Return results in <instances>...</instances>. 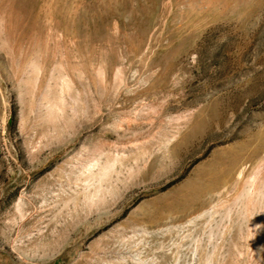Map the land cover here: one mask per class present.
<instances>
[{"label": "rangeland", "instance_id": "rangeland-1", "mask_svg": "<svg viewBox=\"0 0 264 264\" xmlns=\"http://www.w3.org/2000/svg\"><path fill=\"white\" fill-rule=\"evenodd\" d=\"M0 264H264V0H0Z\"/></svg>", "mask_w": 264, "mask_h": 264}, {"label": "bare ground", "instance_id": "bare-ground-1", "mask_svg": "<svg viewBox=\"0 0 264 264\" xmlns=\"http://www.w3.org/2000/svg\"><path fill=\"white\" fill-rule=\"evenodd\" d=\"M204 213V212H203ZM213 213V212H212ZM200 217V216H199ZM197 218V217H196ZM203 219V218H202ZM191 221H195V219L191 220ZM196 222V221H195ZM189 223V222H188ZM195 224V223H194ZM187 225V224H186ZM183 228V227H182ZM187 234V233H186ZM226 234V233H225Z\"/></svg>", "mask_w": 264, "mask_h": 264}]
</instances>
